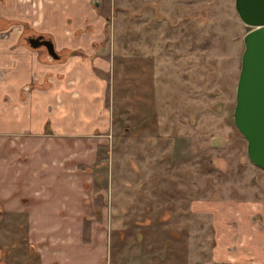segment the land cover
<instances>
[{
	"label": "crops",
	"instance_id": "1",
	"mask_svg": "<svg viewBox=\"0 0 264 264\" xmlns=\"http://www.w3.org/2000/svg\"><path fill=\"white\" fill-rule=\"evenodd\" d=\"M162 3L0 0L8 22L0 32V264H109L111 227L95 205L94 169L114 127L115 61L148 58L134 41L130 51L120 44L115 27L129 14L148 25L151 4L164 19ZM24 25L50 34L63 58L51 62L28 46ZM152 87L151 106L132 110L138 117L155 104L153 76ZM203 203L192 207L212 210L211 264H264V202Z\"/></svg>",
	"mask_w": 264,
	"mask_h": 264
},
{
	"label": "rangeland",
	"instance_id": "2",
	"mask_svg": "<svg viewBox=\"0 0 264 264\" xmlns=\"http://www.w3.org/2000/svg\"><path fill=\"white\" fill-rule=\"evenodd\" d=\"M162 4L164 19L151 4L148 25L129 14L115 27L120 44L130 51L134 41L148 58L115 61L114 127L94 169L95 205L111 227L109 264H211L212 210L192 205L264 202V170L234 122L246 33L235 0ZM152 76L155 104L138 117L133 108L152 104Z\"/></svg>",
	"mask_w": 264,
	"mask_h": 264
},
{
	"label": "water",
	"instance_id": "3",
	"mask_svg": "<svg viewBox=\"0 0 264 264\" xmlns=\"http://www.w3.org/2000/svg\"><path fill=\"white\" fill-rule=\"evenodd\" d=\"M99 7L100 0H94ZM245 24L244 51L236 89L234 122L247 140L250 160L264 170V0H235ZM31 38L30 45H47L52 59L60 58L51 39Z\"/></svg>",
	"mask_w": 264,
	"mask_h": 264
},
{
	"label": "flooded vegetation",
	"instance_id": "4",
	"mask_svg": "<svg viewBox=\"0 0 264 264\" xmlns=\"http://www.w3.org/2000/svg\"><path fill=\"white\" fill-rule=\"evenodd\" d=\"M36 37H40L39 40H48V39H51L52 40V37L50 34L46 33V32H43V31H40V30H36L34 28H31V27H27L26 25H24V28L21 32V38L22 40L24 39V42L30 46L31 48L33 49H39L41 50L44 55L50 60L52 61H58V60H61L63 58V52L60 51V50H57L58 54L60 55V58L58 59H52V56L50 55V53L48 52V48H47V45L42 43L40 44V46L38 48H34L30 45V39L31 38H36ZM53 41V40H52ZM56 48V47H55ZM99 212V211H98Z\"/></svg>",
	"mask_w": 264,
	"mask_h": 264
}]
</instances>
